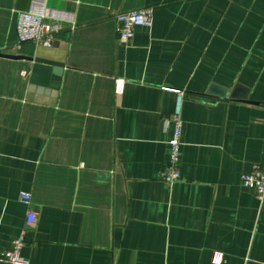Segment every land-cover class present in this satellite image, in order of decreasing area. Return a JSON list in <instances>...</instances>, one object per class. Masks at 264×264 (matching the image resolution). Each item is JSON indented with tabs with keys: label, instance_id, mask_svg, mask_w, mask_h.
Listing matches in <instances>:
<instances>
[{
	"label": "crops",
	"instance_id": "0c3cea01",
	"mask_svg": "<svg viewBox=\"0 0 264 264\" xmlns=\"http://www.w3.org/2000/svg\"><path fill=\"white\" fill-rule=\"evenodd\" d=\"M145 6L153 24L119 40L115 15ZM31 8L65 29L17 49ZM0 54L52 62L0 55V264L24 227L31 264H264V201L241 180L264 162V0H0Z\"/></svg>",
	"mask_w": 264,
	"mask_h": 264
},
{
	"label": "built area",
	"instance_id": "2783aa9c",
	"mask_svg": "<svg viewBox=\"0 0 264 264\" xmlns=\"http://www.w3.org/2000/svg\"><path fill=\"white\" fill-rule=\"evenodd\" d=\"M154 7L145 6L135 10L119 12L115 15L116 30L119 40L123 42L130 41L138 26L150 27L153 24ZM71 29L75 27L71 22ZM65 29V24L61 18L49 16L44 9H28L18 12L16 25L17 41L15 48L20 49L23 43L33 42L43 46H51L58 34ZM125 79L117 78L115 80V92L121 94L124 90ZM177 94L176 106L172 114L166 121L172 123V136L169 140L170 154L167 162L161 169L160 178L168 183H174L181 178V147L183 133L182 104L185 97L184 91L175 89ZM242 183L245 187L254 190L256 197L260 202L264 201V162L254 163L251 169L243 172L241 175ZM20 201L29 206L32 202V195L29 191L22 190L19 194ZM36 219L34 210L29 209L26 214V224H33ZM28 233L27 227L22 228L20 234L14 239L12 247L3 252V260L7 264H31V262L22 255L21 249L25 244ZM215 264H219L222 256H213Z\"/></svg>",
	"mask_w": 264,
	"mask_h": 264
},
{
	"label": "water",
	"instance_id": "95a60500",
	"mask_svg": "<svg viewBox=\"0 0 264 264\" xmlns=\"http://www.w3.org/2000/svg\"><path fill=\"white\" fill-rule=\"evenodd\" d=\"M0 55H4V56H9V57H25V58H28L30 60H33L35 62H41V63H49V64H52V62H50L49 60H45V59H42V58H34V57H31V56H22V55H12V54H0ZM248 102H251V103H258L256 101H252V100H246Z\"/></svg>",
	"mask_w": 264,
	"mask_h": 264
}]
</instances>
